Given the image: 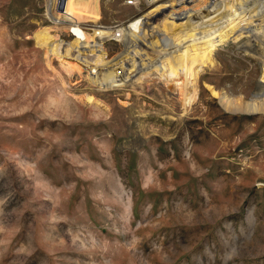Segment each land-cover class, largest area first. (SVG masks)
Returning <instances> with one entry per match:
<instances>
[{"label":"rangeland","instance_id":"rangeland-1","mask_svg":"<svg viewBox=\"0 0 264 264\" xmlns=\"http://www.w3.org/2000/svg\"><path fill=\"white\" fill-rule=\"evenodd\" d=\"M149 7L0 0V264H264V112L218 100L263 91L264 25L261 42L215 43L192 74H171L168 55L122 86L94 84L85 64L68 74L59 56L97 58L59 19L95 35ZM147 31L135 49L155 57ZM109 37L108 59L133 42Z\"/></svg>","mask_w":264,"mask_h":264},{"label":"bare ground","instance_id":"bare-ground-1","mask_svg":"<svg viewBox=\"0 0 264 264\" xmlns=\"http://www.w3.org/2000/svg\"><path fill=\"white\" fill-rule=\"evenodd\" d=\"M149 1L150 7L147 10L120 24L121 27H108L107 30H97V32L93 28V34L95 33V35L83 30L78 21L74 19H59L62 23H66L69 28H73L77 34L85 36L84 42L79 37H75L73 47L82 48L88 45L86 43L93 42L88 46L96 47L92 50L97 52V58L91 63L80 56L79 52L81 51L77 49L73 50L75 53L68 52L67 46V49L61 51L59 56L62 57V60L65 59L64 62L67 65H64V67L68 74L73 73L74 70H79V65L85 64V68L86 66L89 68V73H94L89 77L94 84L101 87L122 86L126 81L133 78L135 73L147 72L150 69L153 70V68L160 69L161 66L159 67L156 64L157 61L168 55L170 61L167 70L171 74H177L178 70L182 68L190 73L193 63L211 62L210 51L217 42L227 39L238 41L242 38H246L248 41L250 39L262 41L257 36V30L253 27L264 25V0H178L176 2L170 0V3H165L169 0ZM160 22L161 27L158 26ZM146 30H149V32L147 31V36L142 37L146 42L143 45L152 48L155 57L142 51L140 45H137L138 48L135 49L133 39H136L139 32L143 33ZM116 33L125 36V43L133 42L126 45L122 53L108 59L101 46L103 44L102 39L116 36ZM49 39V37L42 36L39 41L47 44V46L51 45L50 50L56 53L57 47L54 48V43L51 44ZM108 39H111V37ZM135 43H138V40ZM242 46L247 47L246 43H243ZM196 49L202 51H195ZM189 50L195 51L191 53L190 57H188ZM128 54L130 55L128 56ZM262 61L264 62V59ZM261 79L264 82V75ZM259 94H262L261 100H253ZM259 94L254 95L252 100L249 101L242 96L231 99L226 94H219L218 100L221 106L231 113H253L258 111L261 113L264 112V89Z\"/></svg>","mask_w":264,"mask_h":264}]
</instances>
